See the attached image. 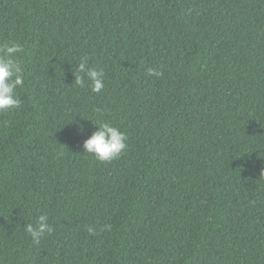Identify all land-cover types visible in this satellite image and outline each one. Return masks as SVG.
<instances>
[{
  "label": "trees",
  "instance_id": "trees-1",
  "mask_svg": "<svg viewBox=\"0 0 264 264\" xmlns=\"http://www.w3.org/2000/svg\"><path fill=\"white\" fill-rule=\"evenodd\" d=\"M6 43L0 264H264V0H0ZM99 122L127 136L110 162L83 150Z\"/></svg>",
  "mask_w": 264,
  "mask_h": 264
},
{
  "label": "clouds",
  "instance_id": "clouds-1",
  "mask_svg": "<svg viewBox=\"0 0 264 264\" xmlns=\"http://www.w3.org/2000/svg\"><path fill=\"white\" fill-rule=\"evenodd\" d=\"M3 53L0 54V112L18 109L21 99L17 95V88L24 85V69L16 54L23 51L19 43L2 45ZM149 74L160 77L161 71L150 68ZM75 83L81 87L85 84V79L91 82V90L100 93L104 87V72L102 69L88 66L87 57H83L76 66ZM96 130L89 138L83 142L84 153L92 154L100 162H110L118 158L127 148V136L118 127L108 122H99ZM82 131V126H81ZM110 228V226H107ZM25 231L31 236L34 243L39 244L45 235H50L54 228L49 223L47 214H42L36 218L35 224L25 225ZM89 232L93 229L89 228Z\"/></svg>",
  "mask_w": 264,
  "mask_h": 264
}]
</instances>
